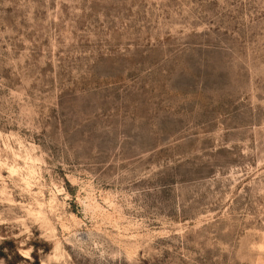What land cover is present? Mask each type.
I'll return each mask as SVG.
<instances>
[{
	"label": "rangeland",
	"instance_id": "1",
	"mask_svg": "<svg viewBox=\"0 0 264 264\" xmlns=\"http://www.w3.org/2000/svg\"><path fill=\"white\" fill-rule=\"evenodd\" d=\"M0 264H264V0H0Z\"/></svg>",
	"mask_w": 264,
	"mask_h": 264
}]
</instances>
